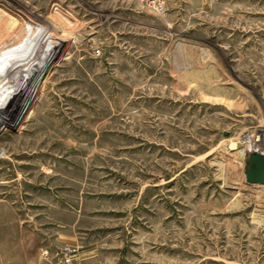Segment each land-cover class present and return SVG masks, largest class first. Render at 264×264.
<instances>
[{"label": "rangeland", "instance_id": "obj_1", "mask_svg": "<svg viewBox=\"0 0 264 264\" xmlns=\"http://www.w3.org/2000/svg\"><path fill=\"white\" fill-rule=\"evenodd\" d=\"M0 9L48 22L0 92V264H264V0Z\"/></svg>", "mask_w": 264, "mask_h": 264}, {"label": "bare ground", "instance_id": "obj_2", "mask_svg": "<svg viewBox=\"0 0 264 264\" xmlns=\"http://www.w3.org/2000/svg\"><path fill=\"white\" fill-rule=\"evenodd\" d=\"M31 18L36 21L37 18L39 19V16L33 15ZM40 20L42 22L46 21L43 19ZM47 23H44L42 26L40 24V26L30 25L27 28L20 26L17 21H13L5 26V30L0 31V92L9 88L16 77H18V73L25 66V59L33 51V49H29L32 47L30 40L36 33L35 31L39 29L45 30ZM32 70L31 68L30 73H33ZM249 148L253 149L251 151L259 150L252 145Z\"/></svg>", "mask_w": 264, "mask_h": 264}, {"label": "water", "instance_id": "obj_3", "mask_svg": "<svg viewBox=\"0 0 264 264\" xmlns=\"http://www.w3.org/2000/svg\"><path fill=\"white\" fill-rule=\"evenodd\" d=\"M244 175L247 183L264 185V152H249Z\"/></svg>", "mask_w": 264, "mask_h": 264}]
</instances>
